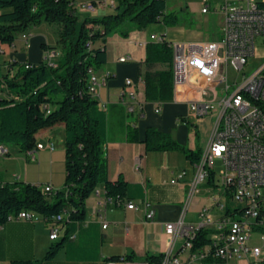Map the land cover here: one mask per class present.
Listing matches in <instances>:
<instances>
[{"label": "crops", "instance_id": "crops-1", "mask_svg": "<svg viewBox=\"0 0 264 264\" xmlns=\"http://www.w3.org/2000/svg\"><path fill=\"white\" fill-rule=\"evenodd\" d=\"M221 1L212 0V6ZM93 2L98 4L94 14H104L96 18H102L114 13L113 8L116 10L119 0ZM105 2H113L114 6H102ZM199 2L202 5V0ZM202 8L203 5L201 10ZM8 11L0 9V15ZM211 12L213 10L206 14L201 11V14ZM163 26L162 23L149 25L141 31L130 32L128 37L111 35L105 43L107 62L94 71L98 79H105V84L98 86L95 97L108 114L104 151L108 159L109 179L115 182L122 177L129 184L127 199L137 208L127 209L125 204L121 207L107 205L105 187L100 184L86 202L85 221L72 233L75 238L67 239L63 248L51 260H46V255L52 246L63 239L65 229L57 240H51L53 222L41 215L34 221H8L0 226V264H9L13 260L30 261L33 264H108L112 257L130 254L137 261H143L147 254H167L168 243L164 229L166 223L179 221L184 212L185 221L197 223L201 208L211 205L214 192L210 184L199 185L200 192L189 201L196 169L182 152H147L145 145L141 143L146 130L152 127L171 135L177 143L203 153L208 147L211 134L207 132L206 146L198 145V132L207 131L209 124L215 121L213 115L204 119L191 118L187 94L174 93L173 100L167 102L146 100V46L154 41L152 36L164 37L181 48L191 42H211L202 40L198 31L191 32L189 40H179L178 33L171 31L172 27ZM59 30L58 24L43 23L30 28L26 38L19 35L13 45L0 43V74L7 71V65L11 62L39 63L45 60L48 50H59ZM43 45L49 49L46 48V51ZM121 57L130 59L120 62ZM127 81H131V85H127ZM133 90L136 92L134 102L140 113L139 117L130 116L125 106V102L130 101L129 93ZM157 108L161 110L159 113L156 112ZM135 120L141 141L139 143L127 140L129 129ZM36 138L38 142L53 143L54 149L36 151L33 158L21 152L14 144H2L8 148L9 154L0 156V184L23 182L41 188L49 185L54 190L64 187V125L43 129ZM182 174L178 183L169 182ZM145 198L155 206L156 216L153 221L145 218L142 206ZM194 202V218L187 220ZM103 225L107 227L104 229Z\"/></svg>", "mask_w": 264, "mask_h": 264}, {"label": "trees", "instance_id": "trees-1", "mask_svg": "<svg viewBox=\"0 0 264 264\" xmlns=\"http://www.w3.org/2000/svg\"><path fill=\"white\" fill-rule=\"evenodd\" d=\"M0 43L13 45L19 35L43 23L58 24L60 55L55 66L46 60L39 63L11 62L0 74V145L14 144L21 152H36L37 134L63 124L65 128V182L62 189L45 192L41 187L16 182L0 184V225L22 211H33L47 221L64 215L60 221L65 234L50 248L46 260L53 259L66 243L73 240L76 227L85 221V205L100 184L106 197L116 205L127 199L129 184L120 177L109 179L108 159L104 144L108 133V114L89 91V78L107 62L105 43L113 34L128 37L149 25L162 23L175 27L178 17L167 12L165 0H119L116 11L102 18L79 19L76 4L71 0H0ZM43 48L47 51L45 45ZM47 48V49H46ZM173 44L166 38L146 46L144 73L147 101L173 100ZM161 66L162 68H157ZM136 111L130 116L139 117ZM127 140L139 139L136 120ZM147 152H182L193 165L200 162L202 152L183 146L169 134L148 128L141 142ZM213 186V174L207 183ZM228 211L231 206L228 204ZM211 231L201 230L194 239V249L210 244ZM164 253L147 254L143 261L162 264ZM133 255L112 257L108 264L137 261ZM9 264H33L13 260Z\"/></svg>", "mask_w": 264, "mask_h": 264}, {"label": "built area", "instance_id": "built-area-1", "mask_svg": "<svg viewBox=\"0 0 264 264\" xmlns=\"http://www.w3.org/2000/svg\"><path fill=\"white\" fill-rule=\"evenodd\" d=\"M202 13L213 10L212 0H202ZM102 6H114L103 3ZM93 1L78 2V12H96ZM223 15L221 36L217 41L191 42L179 47L173 44V89L176 94L189 95V116L193 119L213 115L211 132V157H202L195 164V180L191 185L190 199L200 192L199 185L207 184L213 174L211 205L199 211V222L187 223L186 212L179 221L164 225L167 236V256L162 264H253L264 261V63L249 76L246 68L256 57L258 45L264 47V0H222L214 9ZM23 38L27 33L22 34ZM162 41L161 36H152ZM60 52L50 49L45 60L55 66ZM130 57H121L126 62ZM207 69V71H205ZM105 84L91 72L89 91L95 95L99 85ZM131 85V81H127ZM219 93L223 94L222 97ZM135 90L125 102L128 114L137 111ZM161 110L156 109L159 113ZM37 151L54 149L53 143L37 144ZM9 154L7 147L0 148V156ZM34 158V152L28 153ZM223 161L224 169L218 178L213 171L214 161ZM171 179L176 184L181 179ZM164 184H167L164 181ZM218 187L219 190L216 188ZM45 192L54 189L47 185ZM216 189L218 190L216 192ZM105 203L114 207L125 204L136 209L133 202L116 205L113 198ZM228 204L231 211H228ZM147 221L156 216L155 206L145 198L142 201ZM39 214L22 211L10 216L12 220L34 221ZM58 215L52 222L50 239L57 240L61 233ZM1 226V225H0ZM107 225H103L105 229ZM201 230L208 234L210 244L194 249V239ZM258 231L262 246L252 243V235ZM72 239L75 238L73 235ZM123 264H148L145 261H124Z\"/></svg>", "mask_w": 264, "mask_h": 264}, {"label": "rangeland", "instance_id": "rangeland-1", "mask_svg": "<svg viewBox=\"0 0 264 264\" xmlns=\"http://www.w3.org/2000/svg\"><path fill=\"white\" fill-rule=\"evenodd\" d=\"M71 1H78V2H84V1H93V0H71ZM167 3V12L168 13H175L178 17V23L175 27H172L171 31H174L175 33H178L177 36L180 38L179 40H189L191 38V32L198 31L202 35V40L207 41H217L220 39L221 36V26L223 23L222 15L218 12H215L214 9L218 7V4H214L212 6L213 12L202 15L201 14V4L199 0H165ZM216 2V0H214ZM78 2L76 3L78 5ZM116 10L113 8V12ZM79 19L83 21L85 18H93V17H101L104 14H97V13H87V12H78ZM153 25H159L153 24ZM165 27V26H163ZM184 31V33H182ZM264 63V47L261 46V44L258 45V48L256 50V57L252 61V63L246 68V75L249 76L252 74L258 67H260ZM219 96L222 97L223 94L219 93ZM204 119V118H200ZM214 126L213 123H210L208 126V130H201L198 132L197 135V143L198 145H204L206 146L207 142V132L211 134L212 129ZM224 169L223 161L220 159H217L214 161L213 164V171L216 174V177L220 175L221 171ZM218 190L219 188L216 187ZM216 189V192L218 191ZM215 193V191H214ZM195 202L191 206V209L188 213L187 220H190L194 218V212H195ZM197 221L199 222V218L197 217ZM196 221V222H197ZM187 222V221H186ZM189 223V222H187ZM252 243H254L257 246H262L263 244L261 241H259V234L258 231H254L252 235ZM253 264H264V261H253Z\"/></svg>", "mask_w": 264, "mask_h": 264}, {"label": "bare ground", "instance_id": "bare-ground-1", "mask_svg": "<svg viewBox=\"0 0 264 264\" xmlns=\"http://www.w3.org/2000/svg\"><path fill=\"white\" fill-rule=\"evenodd\" d=\"M76 8L78 10V5L77 4H76ZM91 13H94V12H91ZM0 148H4V146L0 145ZM211 150H212V142H209L207 149L205 151H203V157H211Z\"/></svg>", "mask_w": 264, "mask_h": 264}, {"label": "clouds", "instance_id": "clouds-1", "mask_svg": "<svg viewBox=\"0 0 264 264\" xmlns=\"http://www.w3.org/2000/svg\"><path fill=\"white\" fill-rule=\"evenodd\" d=\"M205 71H207V69H205Z\"/></svg>", "mask_w": 264, "mask_h": 264}]
</instances>
